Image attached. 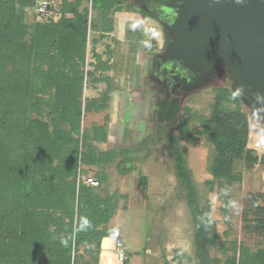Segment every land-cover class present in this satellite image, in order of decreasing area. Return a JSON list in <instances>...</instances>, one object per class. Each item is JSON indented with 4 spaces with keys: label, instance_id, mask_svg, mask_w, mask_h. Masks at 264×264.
Listing matches in <instances>:
<instances>
[{
    "label": "trees",
    "instance_id": "16d2710c",
    "mask_svg": "<svg viewBox=\"0 0 264 264\" xmlns=\"http://www.w3.org/2000/svg\"><path fill=\"white\" fill-rule=\"evenodd\" d=\"M37 1L0 0V264H100L102 241L119 200L117 193L98 190L109 180L105 169L117 163L127 175L151 149L150 137L131 149H99L96 143L109 141V116L105 125L83 127L85 114L108 110L113 97L114 79L104 75L113 62L94 49L93 69H86L89 36L97 32L103 39L113 33V14L133 10L134 5H124L125 0H57L60 19L48 26L28 20ZM145 1L164 6L169 0ZM52 8L55 11V5ZM141 11L159 20L151 10ZM93 42L99 43L97 38ZM87 80L94 86L108 84L100 96L84 101ZM214 94L211 115L194 117L195 126L189 108L160 98L154 132L160 137L162 128L172 129L165 137L193 218L197 263L264 264V246L253 251L244 242L230 240L228 232L222 241L211 204L201 202L183 157V141L205 139L213 147L211 187L240 183L238 163H264V154L257 156L249 147L250 120L240 108L248 105L257 118L256 106L233 84L231 90L216 89ZM81 165L98 169L99 187L81 183ZM140 182L144 192L143 174ZM246 203L244 229L264 244V195L249 194ZM229 204L226 199L222 208L226 222ZM213 249L225 259L211 257Z\"/></svg>",
    "mask_w": 264,
    "mask_h": 264
},
{
    "label": "rangeland",
    "instance_id": "374dc122",
    "mask_svg": "<svg viewBox=\"0 0 264 264\" xmlns=\"http://www.w3.org/2000/svg\"><path fill=\"white\" fill-rule=\"evenodd\" d=\"M49 1L55 5V13L46 17H39L37 12L36 16L30 13L28 20L44 21L48 26L55 24L60 19L59 3L55 0ZM138 1L140 0L123 2L127 6L133 4L134 11L126 8L113 14L115 24L113 33L103 39L99 38L100 34L97 32H91L89 36L86 69H93L91 63L94 62V49L104 60L109 59V62H113L112 69L104 74L114 79L111 82L113 97L108 110L85 114L83 127L105 125L106 117L109 116L107 123L109 141L96 143L99 149L106 151L131 149L147 137H150L148 148L151 149L149 154L145 153L147 155L143 152L144 158L138 161L137 170L127 175L120 172L117 163L110 164L105 169L109 180L98 190L103 195L117 193L119 200L117 214L109 224V234L102 241L100 264H117L112 260L108 261V258H115L118 264H123L116 255L117 239L124 243L128 264H198L194 246L193 218L185 192L180 188L165 137L172 129L168 126L162 128L160 137L154 132V119L160 96L155 81L147 78V68L155 55L163 51L167 44L165 39L167 35H162V25L155 18L143 15L141 10L144 7ZM158 12L162 13L161 10ZM96 13L92 12L94 19ZM95 38L99 43L94 44ZM149 45L153 46L152 49ZM107 84H96L97 89L91 91L94 84L91 80L85 81L84 101L100 96ZM231 84L230 79L221 74L209 85L195 92L186 90L180 95L182 109H190L192 126H195L193 122H196L194 117L211 115L215 90L225 88L231 90ZM231 106L235 108L236 105ZM240 108L250 120L249 147L257 150V156H263L264 113H257L258 117L255 118L248 105L242 103ZM183 110L181 113H184ZM181 148L201 202L211 204V218L222 241H226L228 232L230 240L244 242L253 251L263 247L264 244L259 237L247 233L244 229L243 210L247 206V195H264V163L252 167L245 162L238 163L235 171L241 175L240 183L231 187L226 185L219 187L217 184L211 187L208 182L213 181L210 171L213 147L205 139H200L192 143L183 141ZM80 170L81 183L83 177L97 179L96 167L88 169L87 166L81 165ZM141 174L147 180L144 192L140 182ZM226 199L230 202L229 222H226L222 210ZM84 257L89 259L90 256L85 253ZM211 257L220 258L222 261L225 259L221 251L215 249L211 250Z\"/></svg>",
    "mask_w": 264,
    "mask_h": 264
},
{
    "label": "water",
    "instance_id": "95a60500",
    "mask_svg": "<svg viewBox=\"0 0 264 264\" xmlns=\"http://www.w3.org/2000/svg\"><path fill=\"white\" fill-rule=\"evenodd\" d=\"M165 64L188 73L195 92L225 74L264 113V0H169ZM173 72V71H172Z\"/></svg>",
    "mask_w": 264,
    "mask_h": 264
},
{
    "label": "flooded vegetation",
    "instance_id": "af4514ba",
    "mask_svg": "<svg viewBox=\"0 0 264 264\" xmlns=\"http://www.w3.org/2000/svg\"><path fill=\"white\" fill-rule=\"evenodd\" d=\"M138 3H142L143 7L151 10L158 16V23L162 25L163 28V36L166 34L164 25L167 23H171L174 17V13L166 8L167 4L164 6H159L155 4L147 3L145 0H140ZM161 10L162 13L158 11ZM166 38V37H165ZM168 44V42H167ZM159 54H156L153 58V61L148 63V73L147 78L150 81H155L157 84V89L159 90L160 98H164V100L170 101H178L180 103V95L184 92V84L182 83V78L187 77L188 73L185 71H181V69L177 68L176 70L172 69L169 64H165L160 57L165 48ZM173 71V72H172Z\"/></svg>",
    "mask_w": 264,
    "mask_h": 264
},
{
    "label": "built area",
    "instance_id": "2783aa9c",
    "mask_svg": "<svg viewBox=\"0 0 264 264\" xmlns=\"http://www.w3.org/2000/svg\"><path fill=\"white\" fill-rule=\"evenodd\" d=\"M53 6V3H50L49 0H38L35 13L37 12L39 17L49 16L50 14L55 13L52 8ZM83 183L90 187L100 186L99 180L95 179L94 177H83ZM116 250L117 259L121 263L125 262L127 259V252L124 243L120 239H117Z\"/></svg>",
    "mask_w": 264,
    "mask_h": 264
},
{
    "label": "crops",
    "instance_id": "0c3cea01",
    "mask_svg": "<svg viewBox=\"0 0 264 264\" xmlns=\"http://www.w3.org/2000/svg\"><path fill=\"white\" fill-rule=\"evenodd\" d=\"M55 1H57V0H55ZM59 3V5H60V2H58ZM97 87L98 86H93V88H92V90L91 91H94V90H96L97 89ZM92 97H95V96H92ZM102 244H103V242H102ZM109 260H112V261H114V263H117L118 264V261L115 259V258H108V261ZM101 261L103 262V258L101 257ZM105 262V261H104ZM103 264V263H102Z\"/></svg>",
    "mask_w": 264,
    "mask_h": 264
},
{
    "label": "clouds",
    "instance_id": "9594fccd",
    "mask_svg": "<svg viewBox=\"0 0 264 264\" xmlns=\"http://www.w3.org/2000/svg\"><path fill=\"white\" fill-rule=\"evenodd\" d=\"M150 46H152V45H150ZM150 49H151V47H150ZM62 243H64V241H61Z\"/></svg>",
    "mask_w": 264,
    "mask_h": 264
}]
</instances>
